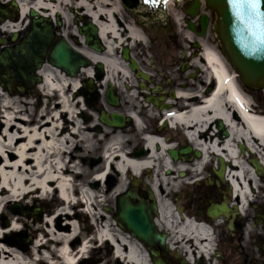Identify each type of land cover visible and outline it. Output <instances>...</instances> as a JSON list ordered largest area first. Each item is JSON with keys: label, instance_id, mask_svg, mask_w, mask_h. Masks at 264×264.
Instances as JSON below:
<instances>
[{"label": "flooded vegetation", "instance_id": "af4514ba", "mask_svg": "<svg viewBox=\"0 0 264 264\" xmlns=\"http://www.w3.org/2000/svg\"><path fill=\"white\" fill-rule=\"evenodd\" d=\"M23 2L30 5L24 14L20 10ZM35 2L0 0L1 24L4 23L0 29V53L8 59L7 64L0 65V86L8 94L31 95L37 89L40 71L50 66L51 49L61 39L65 40L88 62V66L80 65L77 69V89L67 87L66 95H70L78 109L70 102L74 113L68 115L56 101L60 121L67 124L60 133L72 138L69 141L76 146L73 150L84 151V146L90 144L84 138L88 133L98 143L92 153L86 149L89 153L79 157L82 164L92 168L101 162L103 145L120 135L130 136V141H126L130 151L125 150L129 156L130 152L134 156L148 154L147 135L161 138L169 146L165 157L170 161V168L164 169L163 174L177 180L171 196L176 212L180 216L200 218V223L209 229L210 250L207 253L196 250L189 255L180 243L171 239L166 228L158 225L163 243L152 240L151 249L143 245L149 264L154 259H159L161 264H264V134L258 139L246 132L239 109L230 108L233 103L227 95L223 97V105L228 106V117L209 110L199 129L195 123L185 125L166 119L201 105L203 97L217 86L216 78L206 75L209 71L203 54V46L208 45L225 60L215 33L216 13L200 2L199 14L189 17L185 12L194 0H83L80 3L47 0L45 5L34 6ZM50 5L54 7L52 10ZM203 13L207 15L208 26L202 37ZM188 22L193 24L194 31L188 28ZM102 25H113L114 32L102 33ZM33 27L40 31L45 27L49 35L34 33L27 42ZM22 47L32 52L31 57L39 56V47L44 48L39 70L34 60L20 53ZM15 50L19 51L16 61L11 54ZM113 63L124 71L113 67ZM224 65L229 73L233 71L227 63ZM63 77L70 78L66 74ZM241 90L249 100L245 111L264 115V88L242 86ZM180 92L188 93V97H181ZM101 113L110 119L116 113L122 117L123 124L109 126L101 121ZM191 129L197 131L187 137L185 132ZM247 137L254 146L249 145ZM207 145L213 148H206ZM170 150L176 152V159ZM237 160L244 170L250 168V172L243 171L240 176L231 174L240 170ZM198 161L202 162L199 167ZM149 174H153V169L140 175L127 173L120 192L119 172L112 169L104 182L96 181L92 186L104 188L105 193L114 192L110 203L113 210L107 208L114 218L119 196L129 192L126 199L129 205L141 209L148 219L149 205L155 203L159 210L157 197L146 181ZM99 195L94 201L95 208L103 204ZM152 215L156 221L159 212Z\"/></svg>", "mask_w": 264, "mask_h": 264}, {"label": "bare ground", "instance_id": "6f19581e", "mask_svg": "<svg viewBox=\"0 0 264 264\" xmlns=\"http://www.w3.org/2000/svg\"><path fill=\"white\" fill-rule=\"evenodd\" d=\"M46 1L36 0L34 6L45 5ZM78 1L79 3L83 2V0ZM29 6L28 2L20 3L22 14L26 13ZM50 7V10L54 8L52 5ZM101 27L102 33L114 32L113 25H102ZM203 54L206 70L209 71L206 75L216 78L215 90L207 97H203L204 100L201 105L192 106L187 112L166 119L171 123L180 121L185 125L195 123L199 129L203 121L206 120L205 115L209 110L216 115L228 117V106L223 105V97L227 95L228 101L233 103L230 104V108L239 109L241 124L246 132L258 139L262 137L264 134V115H253L245 111L248 98L243 96L234 83L232 73L227 71L219 56L210 46H203ZM113 67L124 71L114 63ZM84 72L91 74L90 70ZM56 73L57 70L51 66L40 71L48 91L59 92V103L62 104V111L72 114L73 109L68 98L64 95V91L66 86L75 90L79 84L75 79L63 77L60 72ZM179 95L188 97V93L184 92H180ZM8 101H4L5 107L9 106ZM17 111L16 109L15 112ZM2 119L3 124L0 129L1 216L6 215L4 209L10 201H21L35 193L39 197L50 199L56 205L53 206L51 214L45 216L43 221V233L47 235V240L41 243L42 238L38 237L30 250L25 246H22L20 250L10 247V241L5 238V234L1 233L0 229V264H80L87 252L89 240L81 241V232L77 222L70 220L69 208L74 202L78 204L80 199L88 205L95 195V189L90 186H83L78 189L71 179L64 175L65 166H67L64 157L68 152L66 140L68 136L56 132L57 127H59V124H56L57 113H54L50 120L42 122L44 124L42 130L38 126L27 127L22 122H17L16 119L26 121V118H15L14 113H5ZM45 123L53 125L48 127ZM15 125L17 127H14ZM197 129L187 130L186 136L192 137ZM247 139L249 145L254 146L248 137ZM145 144L148 151L147 155L134 156L130 152L129 158L125 152L110 142L106 146V151L109 153L106 154L104 151L103 154L105 167L93 177V180L104 181L107 174L114 169L120 173V180L117 184V190H120L123 187L122 176L124 171L129 170L133 175H140L153 169V174H149L147 184L155 193L159 204V217L156 223L166 228L170 232L171 239L180 243L181 249L189 255L196 250L207 253L212 242L207 226L200 223V218L180 216L176 212L175 205L171 202L177 180L175 176L163 174L164 169L170 168V161L165 157V150L169 146L167 147L161 138L153 135L146 136ZM154 146H158L159 149L156 150ZM199 146L203 147L202 144ZM206 148L212 149L213 145H207ZM236 163L240 165V170L239 172L233 171L231 174L235 173L240 176L243 171L250 172V168L244 170L238 160ZM201 164L202 162L198 161L196 166L199 167ZM76 171L79 172L78 168ZM76 191L79 194L77 198L75 197ZM9 219L15 221L11 230H22L23 227L28 226L26 217L21 214H11ZM92 219L96 229L93 230L90 240L99 243V245L105 244L107 248L111 249L116 264H149L142 244L131 236L123 235L117 229L115 230V224L110 223L106 214L95 210ZM7 222L8 218H5L3 224ZM16 222H19L21 226L17 225ZM41 229L42 226L36 228L37 231ZM46 242H50L53 247L48 249L45 245ZM73 253L79 256L74 258Z\"/></svg>", "mask_w": 264, "mask_h": 264}, {"label": "rangeland", "instance_id": "374dc122", "mask_svg": "<svg viewBox=\"0 0 264 264\" xmlns=\"http://www.w3.org/2000/svg\"><path fill=\"white\" fill-rule=\"evenodd\" d=\"M65 91L68 92L69 91L68 88ZM0 92H1V95H0V129L2 128V124H3L1 113H4V114L14 113L15 118L25 117L26 121H22L19 119H16V121L22 122L27 127L38 126L39 129L42 130L44 127V124L42 122H45L46 120H50L51 117H53L51 112L57 113L59 108H62V104L59 105V108L56 107V101L60 102L59 93H57V91H53V92L48 91V87L46 84H42L39 89H36L35 91L31 92V95L24 96V97L20 95H16V94H8L1 87H0ZM51 96H55V97L52 98ZM3 97L4 98L7 97L5 99L9 100L8 101L9 106L5 107L3 105L4 101H6ZM67 98L69 100V103L70 102L72 103V106L74 107V109H78L77 105L74 106L73 100L69 99L70 95L69 97L67 96ZM16 109L18 110L17 112H15ZM73 113H74V110H73ZM57 118L58 120L56 121V124H59V127H57L56 132L58 133L61 131L60 129H63L67 124H65V122L63 123L60 121L62 119L61 117L59 118L58 113H57ZM45 125H48V124L45 123ZM52 125L53 124L49 123L48 127H51ZM14 127H17V126L15 125ZM90 134L88 133V134H85L84 136L86 137L87 141L90 142L89 145L84 146V151L82 150L74 151L73 148L74 147L76 148V146H74V142L70 143L69 141V140H72V138L71 139L66 138V140H68L70 143L67 145H70V150H71V153L73 154L71 155L69 152L66 154V157H64L65 159L69 158L71 160L69 162H71V164L74 165L72 168L69 165L65 166L64 175L67 177H71L72 180H74L76 183H79L81 186H85V187L95 184V181L93 180V175L98 170H100V168H103L105 166L104 157H102L101 162L91 166L92 168L88 167L87 165L84 166L79 159L81 155L88 154L89 151H91L92 153L93 149L98 146V143L95 140L89 138ZM129 139H130L129 135L118 136V138H116L114 141L111 140L103 145L102 153L106 151V148H107L106 146L110 142L111 144H114L116 147H118L121 151L123 150L130 151V144L126 143V141H128ZM86 149H88L89 151L85 152ZM108 153L109 151H106V154ZM77 168L80 172L70 171L71 169L77 170ZM103 189L104 188L96 189V192L98 194H101L102 199H103V202H102L103 204L102 206L98 207V210H100V212L107 215V218L109 219L110 223L113 222L115 224V227H114L115 230L117 229L123 235L125 234V235L130 236L127 232L122 230L116 224V221L113 217V213H110L105 210V207L113 210L110 203L115 194L114 192L105 193ZM15 204H19L21 206L22 211H24L23 212L24 214H21V215H23V217L25 216L26 220L28 221V226L23 227L22 230H11V227L13 226V223H15V221L12 219H9L10 215L20 214V213H17V212L15 213L11 211V207H13ZM55 205H56L55 202L47 198L44 199L42 197H39L37 196L36 193L33 195H30L29 197L22 199L21 201L13 200V201H10L8 204H6V207L4 209L6 215L1 216L0 214V224L2 223L1 224L2 226L0 225L1 226L0 229H1V233L3 232L5 234V238L10 241L9 246L12 248H15V250H20L22 246H25V247H28V250H30V248L32 247V245L34 244V242L37 240L38 237H41L42 238L41 243H44V241L47 240V235H44L43 233V230H44L43 221H44L45 216H47L48 214H51L53 210V206ZM35 208H39L40 210L38 213L39 214L38 216H35L32 214V211ZM77 216L78 217H74V218L70 217V219L71 221H75V220L78 221L79 231L81 232V237L83 238L85 235H91L93 233V228L87 227L88 225L87 217L84 218V215L81 213H79V215ZM5 218L6 219L8 218V222L3 224V220H5ZM16 224L21 226L19 222H16ZM38 226H42V229L40 231L36 230ZM93 243L92 242L89 243L87 252L84 254L86 258L83 257L81 259L80 264H116L115 259L112 255L111 249L107 248L105 244L99 245V243H97L96 245L93 246ZM45 245L47 246L48 249L53 247V245L50 242H46Z\"/></svg>", "mask_w": 264, "mask_h": 264}, {"label": "water", "instance_id": "95a60500", "mask_svg": "<svg viewBox=\"0 0 264 264\" xmlns=\"http://www.w3.org/2000/svg\"><path fill=\"white\" fill-rule=\"evenodd\" d=\"M205 1L208 6L215 9L218 13L217 32L229 62L236 68L242 82L248 86H264V0H259L255 13L251 15H239V10L231 3V0ZM196 10L197 4H195L189 14L193 15ZM247 11L245 10L246 13ZM206 22L207 18L203 15L201 18L202 35L205 34ZM189 28L193 29L192 25H189ZM18 52V50L13 52L16 53L14 61H16ZM6 54L9 56L8 53ZM40 54H44V49L40 50ZM3 57L2 55L0 56V64L2 66L7 64V56L4 57V63ZM50 62L71 76L76 74V70L80 65L86 66L88 64L65 41L55 45L50 53ZM101 119L107 124H122L121 117H116L111 122L104 116ZM170 153L173 158H176L175 151H170ZM151 209L154 211L155 206L152 205ZM118 211L119 225L130 230L133 235L143 240L146 245L150 244V237L159 238L153 223L144 220L141 209L129 207L126 203H122V198H120ZM159 239L163 242L162 237ZM154 264L160 263L156 260Z\"/></svg>", "mask_w": 264, "mask_h": 264}, {"label": "snow or ice", "instance_id": "6c2138e0", "mask_svg": "<svg viewBox=\"0 0 264 264\" xmlns=\"http://www.w3.org/2000/svg\"><path fill=\"white\" fill-rule=\"evenodd\" d=\"M231 3L239 10V15L254 14L259 0H231ZM245 10H248L247 13Z\"/></svg>", "mask_w": 264, "mask_h": 264}]
</instances>
